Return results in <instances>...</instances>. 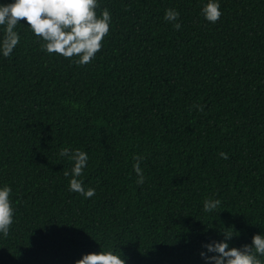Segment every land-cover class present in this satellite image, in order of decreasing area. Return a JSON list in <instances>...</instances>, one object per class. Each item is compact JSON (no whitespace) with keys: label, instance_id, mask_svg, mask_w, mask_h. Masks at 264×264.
Segmentation results:
<instances>
[{"label":"trees","instance_id":"trees-1","mask_svg":"<svg viewBox=\"0 0 264 264\" xmlns=\"http://www.w3.org/2000/svg\"><path fill=\"white\" fill-rule=\"evenodd\" d=\"M206 2L99 0L112 23L86 65L17 25L0 56V185L14 208L0 264L109 249L126 264H202L201 244L221 232L236 247L264 232V0H220L215 24ZM65 148L87 152L79 179L93 197L69 191ZM206 199L221 203L206 212Z\"/></svg>","mask_w":264,"mask_h":264},{"label":"clouds","instance_id":"clouds-1","mask_svg":"<svg viewBox=\"0 0 264 264\" xmlns=\"http://www.w3.org/2000/svg\"><path fill=\"white\" fill-rule=\"evenodd\" d=\"M99 0H11L0 3V56L10 57L20 42L17 25L26 21L35 37L43 43L42 49L48 54H57L72 60L78 65L91 63L102 49L103 41L110 32L112 15L107 8L97 14ZM201 15L209 23L215 24L222 16L220 0H207L200 9ZM180 13L176 9L165 10L164 20L171 22L173 28L179 30ZM199 110L202 106L196 105ZM61 156H69L73 161L70 172L69 191L82 195L85 199L95 195L94 188H85L82 179L84 169L88 164V154L79 149L70 152L65 148ZM223 159H228L225 152L219 153ZM133 171L137 175V184L144 183V174L140 166L142 156H134ZM11 186L0 185V236L7 237L14 223ZM221 203L219 199H206L204 211L211 212ZM222 238L205 241L201 244L199 256L202 264H264V232L254 234L250 243L239 247L230 246L235 235L221 232ZM75 264H126L122 253L112 249L107 251L83 254Z\"/></svg>","mask_w":264,"mask_h":264}]
</instances>
